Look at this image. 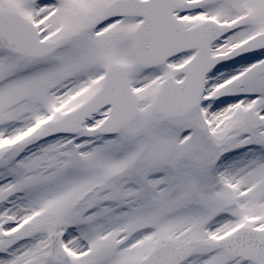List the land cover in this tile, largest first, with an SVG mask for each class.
Listing matches in <instances>:
<instances>
[{
  "label": "snow or ice",
  "instance_id": "obj_1",
  "mask_svg": "<svg viewBox=\"0 0 264 264\" xmlns=\"http://www.w3.org/2000/svg\"><path fill=\"white\" fill-rule=\"evenodd\" d=\"M0 264H264V0H0Z\"/></svg>",
  "mask_w": 264,
  "mask_h": 264
}]
</instances>
